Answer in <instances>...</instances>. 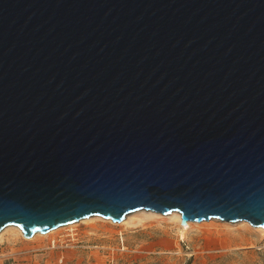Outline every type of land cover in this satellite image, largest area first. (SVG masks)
I'll use <instances>...</instances> for the list:
<instances>
[{"label": "water", "instance_id": "water-1", "mask_svg": "<svg viewBox=\"0 0 264 264\" xmlns=\"http://www.w3.org/2000/svg\"><path fill=\"white\" fill-rule=\"evenodd\" d=\"M140 209L264 228V0H0V232Z\"/></svg>", "mask_w": 264, "mask_h": 264}, {"label": "rangeland", "instance_id": "rangeland-1", "mask_svg": "<svg viewBox=\"0 0 264 264\" xmlns=\"http://www.w3.org/2000/svg\"><path fill=\"white\" fill-rule=\"evenodd\" d=\"M172 213L140 209L121 222L94 215L32 237L9 225L0 264H264L263 227L212 218L184 231Z\"/></svg>", "mask_w": 264, "mask_h": 264}, {"label": "bare ground", "instance_id": "bare-ground-1", "mask_svg": "<svg viewBox=\"0 0 264 264\" xmlns=\"http://www.w3.org/2000/svg\"><path fill=\"white\" fill-rule=\"evenodd\" d=\"M172 214H174V218H172V219H176L178 222H180L181 223V219H182V216H181V214H180V212H175V213H172ZM151 217H152V215H150ZM173 216V215H172ZM243 223V222H242ZM187 224H189V227H190V225L192 224V222H188ZM73 224H69V225H67V226H72ZM183 225V224H182ZM67 226H63V227H67ZM184 226V225H183ZM245 228H247V226L245 227ZM57 229H60V227H58ZM57 229H55V231L57 230ZM262 229V228H261ZM183 230L184 231H188L189 230V228H187V227H183ZM53 230H51V232H52ZM51 232H49V233H51ZM49 233H48V235H49ZM37 235V234H36ZM39 235V234H38Z\"/></svg>", "mask_w": 264, "mask_h": 264}]
</instances>
